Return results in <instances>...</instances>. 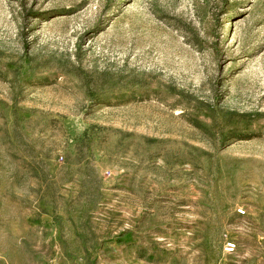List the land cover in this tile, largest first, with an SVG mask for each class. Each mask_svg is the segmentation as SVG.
Listing matches in <instances>:
<instances>
[{
    "label": "rangeland",
    "instance_id": "obj_1",
    "mask_svg": "<svg viewBox=\"0 0 264 264\" xmlns=\"http://www.w3.org/2000/svg\"><path fill=\"white\" fill-rule=\"evenodd\" d=\"M0 264H264V0H0Z\"/></svg>",
    "mask_w": 264,
    "mask_h": 264
},
{
    "label": "built area",
    "instance_id": "obj_2",
    "mask_svg": "<svg viewBox=\"0 0 264 264\" xmlns=\"http://www.w3.org/2000/svg\"><path fill=\"white\" fill-rule=\"evenodd\" d=\"M236 249H237V243L235 241L229 240V241L226 242V244H225V250L228 253H233V252L236 251Z\"/></svg>",
    "mask_w": 264,
    "mask_h": 264
}]
</instances>
